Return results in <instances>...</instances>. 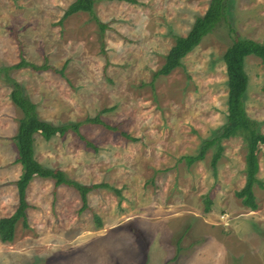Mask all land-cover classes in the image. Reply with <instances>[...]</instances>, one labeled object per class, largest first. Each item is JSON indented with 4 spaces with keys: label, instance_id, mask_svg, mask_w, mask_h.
I'll list each match as a JSON object with an SVG mask.
<instances>
[{
    "label": "rangeland",
    "instance_id": "374dc122",
    "mask_svg": "<svg viewBox=\"0 0 264 264\" xmlns=\"http://www.w3.org/2000/svg\"><path fill=\"white\" fill-rule=\"evenodd\" d=\"M73 1L0 0V68L22 59L48 67L7 74L41 120L81 122L91 143L72 130L50 140L36 133L34 159L82 185L110 184L121 195L91 191L82 211L75 187L34 177L26 223L16 224L12 242L0 240V264H264V145L255 210L236 196L246 184L244 132L222 140L216 175L213 149L190 166L183 159L227 122L223 55L236 36L264 44V0H228L226 18L167 76L155 74L211 0H95L103 35L88 12L59 24ZM245 71L246 112L264 134V65L248 56ZM12 89L1 73L0 219L16 212L22 175L13 138L23 114ZM96 116L118 131L86 122Z\"/></svg>",
    "mask_w": 264,
    "mask_h": 264
},
{
    "label": "trees",
    "instance_id": "16d2710c",
    "mask_svg": "<svg viewBox=\"0 0 264 264\" xmlns=\"http://www.w3.org/2000/svg\"><path fill=\"white\" fill-rule=\"evenodd\" d=\"M132 4L137 3L136 0H120ZM95 0H74L66 9L59 24L69 16L78 12H88L98 23L101 34L103 35L106 29V24L101 23L95 17L94 4ZM228 0H211L207 11L198 16L190 31L184 35L179 36L175 40V44L169 50L165 62L162 67L156 72V76H167L172 73L176 68L182 65V60L191 53L205 38L210 34L216 26L226 18L228 13ZM233 33L234 30L230 28ZM248 56H255L259 58L264 65V44L256 42L248 38H240L236 36L233 43L228 47L223 55V61L226 66L228 76V116L227 122L220 129L217 136L203 140L199 153L196 155L184 156L183 159L190 166L197 161L203 160L206 153L213 149L211 160L212 169L214 174L217 173L218 162L223 155L224 148L222 146L223 139H229L239 133H245L244 138L247 142V156H246V184L242 190L236 192V196L242 199L244 206L251 210L257 209L256 198L253 193V185L257 183L256 173L258 171V152L259 145H264V134L257 130V123L250 119L245 106V96L248 89V75L245 71V59ZM30 66L38 70L47 71L49 68L46 66L37 67L29 64L24 59L17 65L0 68V74L4 73L9 84L13 89L10 93L11 100L21 110L23 117L20 119L18 132L13 140L19 151L18 163L22 165V175L17 181L18 187V208L16 212L8 217L0 219V240L3 243H9L14 240L16 224L23 218L26 223V209L29 207L27 202V187L34 177L52 178L55 180V186L67 185L75 187L80 194L82 201L81 210L88 209V194L91 191L98 189H108L114 191L118 196L121 195L120 191L113 188L110 184L100 183L94 185H82L73 180H70L63 171L43 168L34 159V141L35 134H41L45 140H50L55 135H64L66 132L72 130L77 136L86 142L87 145L91 144L81 134V122H69L59 126H54L41 120L36 111V106L22 92L20 84L15 79L8 76V71L19 69L21 67ZM64 75L63 69L56 71ZM110 109H105L107 112ZM87 123L103 125L108 129L117 130L104 123L99 116L89 118ZM121 134L132 141H138L137 138H132L128 134L121 132ZM210 200H207V210L209 211ZM98 226L101 225V219L95 216Z\"/></svg>",
    "mask_w": 264,
    "mask_h": 264
}]
</instances>
